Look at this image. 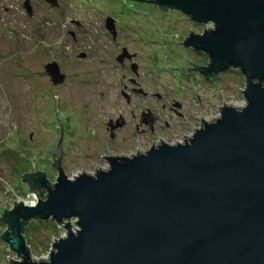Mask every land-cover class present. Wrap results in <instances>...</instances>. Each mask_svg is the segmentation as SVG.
I'll list each match as a JSON object with an SVG mask.
<instances>
[{
	"label": "water",
	"instance_id": "95a60500",
	"mask_svg": "<svg viewBox=\"0 0 264 264\" xmlns=\"http://www.w3.org/2000/svg\"><path fill=\"white\" fill-rule=\"evenodd\" d=\"M146 1L205 24L202 34L190 31L184 45L209 56L207 66L196 67L207 79L240 69L245 105L223 103L214 120L200 116L201 127L189 138L182 134L183 142L111 156L108 167L89 173L83 166L72 178L60 162V137L52 148L55 181L44 171L23 173L30 188L46 189V199L34 190L35 205L14 201L0 217L8 226L1 239L20 257L10 262L264 264V0ZM26 7L31 12L28 1ZM45 69L54 83L65 80L57 62ZM35 218L68 220L67 234L47 259L32 258L23 234Z\"/></svg>",
	"mask_w": 264,
	"mask_h": 264
},
{
	"label": "rangeland",
	"instance_id": "374dc122",
	"mask_svg": "<svg viewBox=\"0 0 264 264\" xmlns=\"http://www.w3.org/2000/svg\"><path fill=\"white\" fill-rule=\"evenodd\" d=\"M58 1L60 9L44 0L30 3L35 10L30 16L26 0H0V217L14 201L46 199V189L35 191L37 197L23 173L40 170L55 181L58 155L52 148L60 137L63 169L72 178L83 166L89 173L96 165L108 167L103 154L136 152L109 141L110 120L126 121L119 129L124 135L135 132L143 112L153 113L155 136L147 124L140 125L146 128L140 142L146 149L160 136L183 142L182 134L190 137L201 127L200 116L214 120L223 103H246L240 69L221 72L214 81L184 71L208 65L206 53L184 45L189 32L202 34L205 24L146 0ZM53 61L65 74L62 83L46 72ZM67 221L28 222L23 234L34 260L47 259L56 239L67 234ZM69 221L76 230V219ZM6 229L0 220V264H14L9 257H20L1 239Z\"/></svg>",
	"mask_w": 264,
	"mask_h": 264
},
{
	"label": "flooded vegetation",
	"instance_id": "af4514ba",
	"mask_svg": "<svg viewBox=\"0 0 264 264\" xmlns=\"http://www.w3.org/2000/svg\"><path fill=\"white\" fill-rule=\"evenodd\" d=\"M26 1H28V4H30V3H32L33 5H39L40 4L39 0H26ZM44 1H45L46 4H48V5L52 6V7H55L56 9H60V4H59V1L58 0L55 1V4L54 5H52L48 0H44ZM35 8H37V7L35 6ZM162 9H165V8H162ZM30 11L31 12H29V14H30V16H32L34 14V11L35 10H34V8H31ZM208 24H210V23H208ZM116 39H117V37L116 38L114 37V41H116ZM199 52L202 53V51H199ZM126 60H129L128 57H126L123 60V63H124V61L126 62ZM197 66H199V65H196L195 68H187V69H190L187 73H191L194 70L199 71L198 69H196ZM200 66H204V65H200ZM133 71H136L137 72V66L136 65H133ZM184 71H185V69H184ZM202 75L204 76V74H202ZM216 79H213V78L212 79H207L206 78V80H208V81H214ZM132 89H133L134 92L135 91H141V90H137L136 88H132ZM127 99L129 100L130 97H127ZM141 118H142V121L138 125H136V127L134 129L135 132H132V133L130 132V133H127V134H124V135L123 134L122 135L120 134L119 129L126 124V121L123 119L122 122L121 121H117L116 123H114L115 121L113 122V120H110V122L108 123V127L109 128H107L110 131V133H109V137H110L109 138V141H112V143H115V145L119 149H124V150H129V151L131 149H135L136 152L135 153H130V154H112V155H105L104 156V159L106 161V164L109 165L108 158L111 157V156H122V155L131 156L132 154H136L138 152H146L152 146H157V145H159L162 142H166V143L172 144V142L171 143L170 142H167V141H165L163 139V137L160 136V137H158V141H159L158 144H156V140H152V142L150 143L151 146L149 148H146L145 149V147H141L140 142H141L142 138L145 136L146 128H141L140 125L141 124H147L148 125L147 127L149 128L150 134L151 135H154V136L156 135V128L157 127L159 128V126L155 125L156 119H158V118L156 116H154L153 113H151V112H148V113L143 112ZM166 125L168 126L169 124L166 123ZM188 138H186V139H188ZM168 139H170V138L168 137ZM186 139L184 138V141ZM142 150H144V151H142ZM63 152H62V154L65 153V152L64 153ZM61 159L62 158H60V162H61L62 167H63L64 165H63V163H62L63 161ZM99 168H103V167H99ZM99 168H97V169H99Z\"/></svg>",
	"mask_w": 264,
	"mask_h": 264
},
{
	"label": "trees",
	"instance_id": "16d2710c",
	"mask_svg": "<svg viewBox=\"0 0 264 264\" xmlns=\"http://www.w3.org/2000/svg\"><path fill=\"white\" fill-rule=\"evenodd\" d=\"M24 177V176H23ZM24 183H26L25 185L29 188V185H28V183L26 182V181H24ZM33 191L35 190V191H37V190H39V189H36V188H31ZM41 190H43V189H41ZM36 220H38L39 218H35ZM49 220H53V219H49ZM55 221V220H54ZM56 222V224H61V223H58L57 221H55ZM25 231H26V227H25ZM25 231H24V233H25ZM29 247V246H28Z\"/></svg>",
	"mask_w": 264,
	"mask_h": 264
},
{
	"label": "built area",
	"instance_id": "2783aa9c",
	"mask_svg": "<svg viewBox=\"0 0 264 264\" xmlns=\"http://www.w3.org/2000/svg\"><path fill=\"white\" fill-rule=\"evenodd\" d=\"M32 204L35 205L36 204V201H33ZM27 205H30V204H27Z\"/></svg>",
	"mask_w": 264,
	"mask_h": 264
}]
</instances>
